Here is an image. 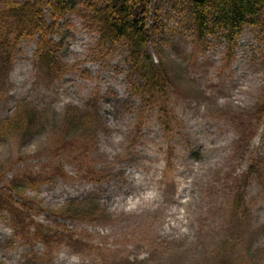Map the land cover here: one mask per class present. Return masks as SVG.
I'll return each mask as SVG.
<instances>
[{
  "label": "rangeland",
  "instance_id": "1",
  "mask_svg": "<svg viewBox=\"0 0 264 264\" xmlns=\"http://www.w3.org/2000/svg\"><path fill=\"white\" fill-rule=\"evenodd\" d=\"M63 1L55 73L35 40L0 47V126L37 111L0 138V264H264V22L231 57L219 38L193 43L180 0H150L167 126L160 101L129 95L122 49L99 52L79 1ZM68 202L92 212L71 219Z\"/></svg>",
  "mask_w": 264,
  "mask_h": 264
},
{
  "label": "trees",
  "instance_id": "2",
  "mask_svg": "<svg viewBox=\"0 0 264 264\" xmlns=\"http://www.w3.org/2000/svg\"><path fill=\"white\" fill-rule=\"evenodd\" d=\"M78 1L82 19L98 35L99 52L122 49L123 61L128 68L126 84L129 95L137 97L141 109L155 106L160 101L157 105L159 118L169 126L166 118L170 116L165 110V102L161 104V98L169 94L171 81L162 61L153 63L150 55L149 49L157 44L159 33L150 0ZM180 1L179 5L189 12L192 20L193 43L207 50L209 39L219 38L225 42L226 56L234 57L237 41L245 28H255L264 22V0ZM65 10L63 0H0V47L12 49V45L22 40H35L37 63L55 73L59 67L57 49L51 48L47 38L55 34L56 21ZM48 18L51 20L49 24ZM23 105H18L16 112L1 122L0 138L18 135L35 121L36 109ZM65 120L70 121L68 117ZM255 167V164L251 165L249 174ZM3 197L11 201V195L1 194L0 198ZM75 204L66 206L68 212H72L71 219L92 212L87 211L92 209L85 202Z\"/></svg>",
  "mask_w": 264,
  "mask_h": 264
}]
</instances>
